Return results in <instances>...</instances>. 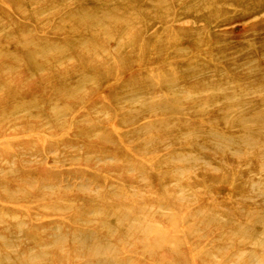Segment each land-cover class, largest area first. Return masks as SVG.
I'll use <instances>...</instances> for the list:
<instances>
[{"label": "rangeland", "instance_id": "obj_1", "mask_svg": "<svg viewBox=\"0 0 264 264\" xmlns=\"http://www.w3.org/2000/svg\"><path fill=\"white\" fill-rule=\"evenodd\" d=\"M5 1L0 264H264V0Z\"/></svg>", "mask_w": 264, "mask_h": 264}, {"label": "bare ground", "instance_id": "obj_2", "mask_svg": "<svg viewBox=\"0 0 264 264\" xmlns=\"http://www.w3.org/2000/svg\"><path fill=\"white\" fill-rule=\"evenodd\" d=\"M6 1L5 0H0V3L1 4H4ZM25 57H26V60L28 61V63L32 64L31 62V57L29 55V53H25ZM61 88H63V86H60ZM61 88H57V90L59 91ZM64 90V89H63ZM7 92L10 94V95H13V94H17V92H15V89L12 88L11 86H7ZM131 221V220H130ZM132 224H129V225H124L122 226L127 233H129L131 236H135L137 237V241L140 242V240L142 239L139 235L140 234H143L144 235V239L148 238V235L146 233H140L142 230H139L138 231V236L135 235V228H133L132 230ZM101 244V245H100ZM100 247H98L97 249L94 250V253H95V257H97V259L94 258H87L83 264H126V257L121 259V260H113L112 259V253L115 251L116 249V245L112 244L110 245L109 247H107L109 244L105 243L104 241H102L100 243ZM115 246V247H114ZM146 246V245H145ZM149 250H150V253H154L156 252L158 249L156 246H153V245H149ZM127 253V254H126ZM126 256L128 254H130L131 252L130 251H127L126 250ZM191 259V260H190ZM197 256L196 254L192 251V252H187L186 254L183 255V259H179L177 260V263L178 264H197ZM165 263V262H164Z\"/></svg>", "mask_w": 264, "mask_h": 264}]
</instances>
